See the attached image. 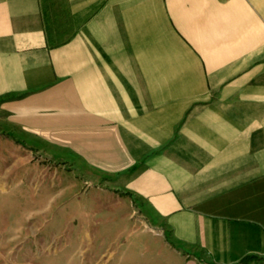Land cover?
I'll use <instances>...</instances> for the list:
<instances>
[{"label":"crops","instance_id":"crops-1","mask_svg":"<svg viewBox=\"0 0 264 264\" xmlns=\"http://www.w3.org/2000/svg\"><path fill=\"white\" fill-rule=\"evenodd\" d=\"M12 185L67 194L94 263L264 264V0H0Z\"/></svg>","mask_w":264,"mask_h":264},{"label":"rangeland","instance_id":"rangeland-1","mask_svg":"<svg viewBox=\"0 0 264 264\" xmlns=\"http://www.w3.org/2000/svg\"><path fill=\"white\" fill-rule=\"evenodd\" d=\"M12 188L5 194L0 192V247L39 249L42 254L12 256L7 264H99L93 262L99 249L111 252L115 248L112 241L99 238L96 226L90 229V225L73 222L72 218L79 217V209L70 207L72 201L67 206V194L42 216H36L32 208L35 194L22 187ZM49 194L43 193L41 198L45 200Z\"/></svg>","mask_w":264,"mask_h":264}]
</instances>
